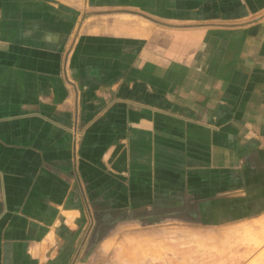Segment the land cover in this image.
Listing matches in <instances>:
<instances>
[{
    "label": "crops",
    "instance_id": "obj_1",
    "mask_svg": "<svg viewBox=\"0 0 264 264\" xmlns=\"http://www.w3.org/2000/svg\"><path fill=\"white\" fill-rule=\"evenodd\" d=\"M124 208L264 217V0H0V264L102 258Z\"/></svg>",
    "mask_w": 264,
    "mask_h": 264
},
{
    "label": "rangeland",
    "instance_id": "obj_2",
    "mask_svg": "<svg viewBox=\"0 0 264 264\" xmlns=\"http://www.w3.org/2000/svg\"><path fill=\"white\" fill-rule=\"evenodd\" d=\"M77 121L78 118L71 131L75 139H80L84 131ZM120 197L123 200L117 198L118 203L125 207L128 199L124 194ZM103 198L106 199L105 196ZM87 207V239L83 243L88 242V235L93 232L96 214L92 206ZM118 213L119 217L114 221H118V225H111V222L102 226L101 237L114 232L110 252L96 260L86 259L83 264H264V238L261 241L264 217L255 225L223 228L202 226L199 221L197 226L190 225L195 223L187 220L182 225L167 222L169 220L157 223L162 217L142 219L132 211L126 212L125 208ZM102 218L107 220L104 215ZM126 219L135 220V223H123ZM185 222L189 225H184ZM73 260L72 264H80L83 258L76 256Z\"/></svg>",
    "mask_w": 264,
    "mask_h": 264
},
{
    "label": "bare ground",
    "instance_id": "obj_3",
    "mask_svg": "<svg viewBox=\"0 0 264 264\" xmlns=\"http://www.w3.org/2000/svg\"><path fill=\"white\" fill-rule=\"evenodd\" d=\"M259 225H261V224H259ZM242 227H243V226H242ZM243 229H244V228H243ZM239 230H242V229H239ZM244 230H245V229H244ZM262 230H263L262 233L260 232V233H261V241H262V239L264 238V225L262 226ZM247 231H248V230H247ZM226 233H227V232H226ZM226 233H225V234H226ZM246 235H247V234H246ZM246 237H247V236H246ZM259 242H260V241H259ZM259 242H258L257 244H259Z\"/></svg>",
    "mask_w": 264,
    "mask_h": 264
}]
</instances>
